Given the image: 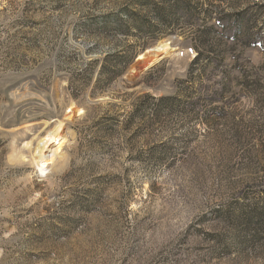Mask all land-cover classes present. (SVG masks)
<instances>
[{"label":"rangeland","instance_id":"1","mask_svg":"<svg viewBox=\"0 0 264 264\" xmlns=\"http://www.w3.org/2000/svg\"><path fill=\"white\" fill-rule=\"evenodd\" d=\"M0 264H264V0H0Z\"/></svg>","mask_w":264,"mask_h":264},{"label":"bare ground","instance_id":"2","mask_svg":"<svg viewBox=\"0 0 264 264\" xmlns=\"http://www.w3.org/2000/svg\"><path fill=\"white\" fill-rule=\"evenodd\" d=\"M167 49H168V44L167 43H163V45L159 44L155 48V51L157 53L166 54ZM77 113L78 114L82 113V110L77 109V110L72 111L71 109H68L67 112H66L65 119L68 120V121L70 119L72 120V118ZM63 123L61 121H58V123L55 124L54 128H52L51 130L47 131L46 134L42 138L39 139L36 147L34 148V153H35V158H36V161L34 162V164H35V166L37 168V171L40 174H42V175L45 174V172L47 171L48 167L52 164V162H54V158L57 156L58 152L62 148L63 142H60L59 139L62 137L61 132H62L63 125H64ZM51 142L58 143V146L53 151H51V150L49 151V153H51V155H45L44 150L48 148V146H49V144ZM26 146L28 148L29 144H27ZM22 157H23V155L21 156L20 151L14 148L12 154L9 156V162L10 161L11 162H13V161H21V160H23ZM20 163H22V161Z\"/></svg>","mask_w":264,"mask_h":264},{"label":"water","instance_id":"3","mask_svg":"<svg viewBox=\"0 0 264 264\" xmlns=\"http://www.w3.org/2000/svg\"><path fill=\"white\" fill-rule=\"evenodd\" d=\"M172 43L169 45V47L171 49H175V48H178L180 46V44L176 41V39H172ZM159 58V59H158ZM157 59L160 60V57H158ZM162 58V56H161ZM158 60H153V61H149L147 62L146 64H144L141 68L142 70H147L149 69L150 67H152ZM139 66H141V63L139 64Z\"/></svg>","mask_w":264,"mask_h":264}]
</instances>
